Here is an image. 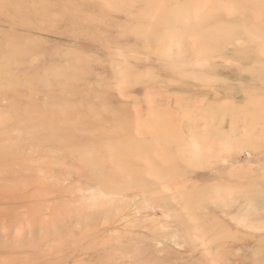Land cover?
Here are the masks:
<instances>
[{"label": "rangeland", "instance_id": "1", "mask_svg": "<svg viewBox=\"0 0 264 264\" xmlns=\"http://www.w3.org/2000/svg\"><path fill=\"white\" fill-rule=\"evenodd\" d=\"M151 1L0 0V264H264V0Z\"/></svg>", "mask_w": 264, "mask_h": 264}, {"label": "bare ground", "instance_id": "2", "mask_svg": "<svg viewBox=\"0 0 264 264\" xmlns=\"http://www.w3.org/2000/svg\"><path fill=\"white\" fill-rule=\"evenodd\" d=\"M104 1H105V0H104ZM153 1L155 2V0H153ZM244 1H245V0H244ZM255 1H256V0H255ZM258 1H259V0H258ZM102 2H103V1H102ZM151 2H152V1H151ZM154 2H152V3H154ZM210 2H211V1H210ZM145 3H146V2H145ZM249 3H250V2H249ZM202 4H203V3H202ZM202 4H201V5H202ZM119 7H120V6H119ZM143 7L145 8V10L148 11V6H147V5H146V7H145V6H143ZM243 7H244V6H243ZM262 7H263V6H262ZM144 8H143V9H144ZM205 8H209V9H206V10H208V11L212 9V8L210 9V7H206V6H205ZM259 8H260V7H259ZM141 9H142V8H141ZM143 9H142V10H143ZM201 9H202V8H201ZM201 9H200V10H201ZM118 10H120V9H118ZM176 10H177V9H176ZM206 10H205V11H206ZM262 10H263V9H261V11H262ZM174 11H175V10H174ZM179 11H180V10H179ZM179 11H177L176 16L179 15V14L181 13V11H180V12H179ZM208 11H207V14H208ZM211 11H212V10H211ZM211 11H209V13H210ZM43 12H44V11H43ZM144 12H145V11H144ZM144 12H143V13H144ZM148 12H149V11H148ZM178 12H179V14H178ZM172 13H173V12H172ZM193 13H194V12H193ZM196 13H197V10H196ZM205 13H206V12H205ZM262 13H264V12H262ZM145 14H146V13H145ZM138 15H139V14H138ZM180 15H181V14H180ZM176 16L173 17V18H174L173 21L175 20V17H176ZM183 16H184V15H183ZM183 16H182V17H183ZM194 16H195V15H194ZM168 18H169V17H168ZM176 19H177V17H176ZM79 20H80V19H79ZM167 20H168V22H170L169 19H167ZM237 21H238V20H237ZM54 22H56V21H54ZM83 22H84V21H83ZM183 22H184V20H183ZM249 22H250V20H249ZM91 23H92V21H91ZM234 23H235V22H233V25H232V27H231V28H232L231 30H233V26L235 25ZM28 24H29V23H28ZM180 24H181V23H180ZM230 24H231V23H230ZM238 24H239V23H238ZM245 24H246V23H245ZM245 24H244V25H245ZM248 24H249V23H248ZM248 24H247V25H248ZM82 25H83V24H82ZM244 25H243V26H244ZM251 25H252V24H251ZM251 25L249 24V26H247V27L250 28ZM80 26H81V25H80ZM144 26H145V25H144ZM174 26H175V25H174ZM252 26H253V28L251 27L250 29L253 30L255 26H254V25H252ZM228 27H229V26H228ZM228 27H227V28H228ZM236 27H238V26L235 25L234 30H233L234 32H235V30H236V31H237V30H240V28H236ZM81 28H83V27L81 26ZM143 28H144V27H143ZM147 28H148V27H147ZM245 28H246V26L243 27V31H245V30H244ZM171 29H173L172 26H171ZM228 29H229V30H228V32H229V31H230V28H228ZM134 30H135V29H133L132 31H134ZM138 31H139V30H138ZM147 31H148V29L145 30V33H148ZM191 31H192V30H191ZM151 32H153V31H151ZM154 32H155V31H154ZM208 32H209V31H208ZM212 32H213V30L210 32V34H211ZM230 32H232V31H230ZM133 33H134V32H133ZM171 33H173V32H171ZM178 33H179V32H178ZM193 33H194V32H193ZM237 33H238V32H237ZM239 33H240V32H239ZM175 34H176V33H173L174 36H176ZM194 34H195V33H194ZM194 34H192V35H194ZM215 34H216V33H215ZM215 34H214V36H215ZM227 34H228V33H227ZM133 35H134V34H133ZM162 35H163V34H162ZM170 35H171V34H170ZM170 35H168V36L165 35V36H167L168 38H171V37H169ZM198 35H199V34H198ZM216 35H217V34H216ZM171 36H172V35H171ZM179 36H180V35H179ZM179 36H178V37H179ZM209 36H210V35L208 34L207 37L210 39L211 36H210V37H209ZM214 36H212V39L214 38ZM152 37H154V35H153ZM176 37H177V36H176ZM178 37H177V38H178ZM188 37H189V36H188ZM196 37H197V36H196ZM215 37H216V36H215ZM217 37H221V35H217ZM217 37H216V38H217ZM168 38H166V40H167ZM203 38H206V36H205V37L203 36ZM222 38H223V37H221L220 40H221ZM123 39H124V38H123ZM157 39H159V38H157ZM164 39H165V38H164ZM171 39H172V38H171ZM218 39H219V38H217V40H218ZM23 40H25V39H23ZM23 40H22V42H23ZM113 40H114V39H113ZM166 40H165V41H166ZM195 40H197V42H199V41H198V40H199L198 38H196ZM195 40H194V41H195ZM217 40H213L212 42L217 41ZM125 41H126V39H125ZM159 41H160V39H159ZM159 41H158V42H159ZM165 41H164V42H165ZM178 41H179V39H178ZM202 41H203V40H202ZM28 42H29V41H28ZM119 42H121V41H119ZM160 42H161V41H160ZM162 42H163V40H162ZM164 42H163V43H164ZM174 42H175V41H174ZM179 42H180V41H179ZM208 42L210 43L211 41L209 40ZM23 43H24V42H23ZM23 43H21V44L23 45ZM29 43H31V42H29ZM148 43H149V42H148ZM148 43H147V45H149ZM156 43H157V42H156ZM156 43H155V44H156ZM159 44H161V43H159ZM194 44H195V43H194ZM197 44H198V43H197ZM25 45L28 46L29 44H28V43H27V44L25 43ZM30 45L32 46V44H30ZM147 45H146V46H147ZM149 46H151V45H149ZM199 46H200V45H199ZM23 47H24V46H23ZM25 47H26V46H25ZM28 47H29V46H28ZM32 47H33V46H32ZM148 48H149V47H148ZM30 49H31V48H30ZM28 50H29V49H28ZM16 51H17L16 53H17L19 56L23 55V52H26V51L24 50V48H21V49L19 48V50H16ZM149 51H150V50H149ZM149 53H150V52H149ZM65 54H66V53H65ZM81 57H82V56H81ZM83 58H84V56H83ZM76 59H78V57H77ZM81 59H82V58H81ZM81 59H80V61H82ZM86 59H87V58H86ZM86 59H85V60H86ZM8 60H9L8 58H4V59H2L1 61H2L3 63L7 64V63L9 62ZM87 60H88V59H87ZM2 62H0V65L3 64ZM63 62H64V61H63ZM63 62H62V63H63ZM83 62H84V60L82 61V64H83ZM66 63H67V62H66ZM85 63H87V62H85ZM82 64H81V65H82ZM62 65H63V64H62ZM64 65H65V64H64ZM71 65H72V64H71ZM73 65H76V64H73ZM73 65H72V66H73ZM84 65H85V64H83L82 66H84ZM15 67H16V66H15ZM85 67H86V68L83 67L84 69H80L81 72H83L84 70L87 69V65H86ZM70 68H71V67H70ZM70 68H69L68 70H70ZM65 69L67 70V68H65ZM78 69H79V68H78ZM78 69H77V70H78ZM124 69H125V68H124ZM127 69H128V68L126 67V70H127ZM82 70H83V71H82ZM126 70H125V72H126ZM136 70H137V69H136ZM138 70L140 71L141 69H138ZM138 70H137V71H138ZM71 71H72V70H71ZM71 71H68V72H71ZM78 71H79V70H78ZM78 71L75 72V69H74V72H75V73L73 72V75L70 74V75H72V77H73L72 79H73V80H74L75 78L81 76V74L79 75V72H78ZM132 71H135V70H132ZM139 71H138V72H139ZM0 72H1L0 74H2V71H0ZM68 72H67V73H68ZM81 72H80V73H81ZM86 72H87V71H86ZM127 72H129V69L127 70ZM127 72H126V73H127ZM8 73H10V72H8ZM14 73H15V72H14ZM71 73H72V72H71ZM116 73H117V72H116ZM130 73H131V71H130ZM139 73H142V72H139ZM3 74H4V73H3ZM15 74H17V73H15ZM58 74H59V73H58ZM82 74H83V73H82ZM131 74H133V72H132ZM136 74H138V73L136 72ZM8 75H9V74H8ZM8 75H7V76H8ZM10 75H12V74L10 73ZM13 75H14V74H13ZM17 75H18V74H17ZM40 75H41V74H40ZM42 75H43V74H42ZM60 75H61V73H60ZM60 75H59V77H61ZM76 75H77V76H76ZM139 75H140V74H138L137 76H139ZM0 76H3V75H0ZM37 76H38V75H37ZM57 76H58V75H57ZM67 76H69V75H67ZM67 76H66V77H67ZM86 76H87V75H86ZM131 76H132V75H131ZM131 76H127V77L132 79ZM134 76H136V75L134 74ZM134 76H133V77H134ZM137 76H136V77H137ZM13 77H14V76H13ZM19 77H20V76L15 77V78H17V79H16V80L14 79V80L17 82V80H19ZM42 77H43V76H42ZM74 77H75V78H74ZM136 77H134V79H135ZM2 78H3V77H2ZM40 78H41V77H40ZM139 78H140V77H138V78H136V79L139 80ZM68 79H69V78H68ZM131 79H129V80H131ZM3 80H4V78H3ZM12 80H13V78H12ZM33 80H35V79H33ZM41 80H42V79H41ZM46 80H47V79H46ZM52 80H53V79H52ZM54 80H55V78H54ZM64 80H65V79H64ZM73 80H71V81H73ZM261 80H262V79H261ZM1 81H2V80H1ZM5 81H6V80H5ZM39 81H40V79H39ZM133 81H134V80H133ZM136 81H137V80H136ZM3 82H4V81H2L1 83H3ZM12 82H13V81H12ZM16 82H15V83H16ZM19 82H20V80H19ZM46 82H47V81H46ZM54 82H55V81H54ZM57 82H59V81H57ZM125 82L128 84L127 80H126ZM130 82H131V81H130ZM130 82H129V83H130ZM137 82H138V81H137ZM5 83H6V82H5ZM5 83H4V85H5ZM17 83H18V82H17ZM43 83H45V82L43 81ZM47 83H49V82H47ZM59 83H60V82H59ZM59 83H58V84H59ZM66 83H67V82H66ZM6 84H7V83H6ZM8 84H9V81H8ZM8 84H7V86H8ZM13 84H14V82H13ZM30 84H31V82H30ZM34 84H35V83H34ZM56 84H57V83H56ZM60 84H62V82H61ZM68 84H69V83H68ZM121 84H122V82H121ZM121 84H120V85H121ZM123 84H124V83H123ZM127 84H126V85H127ZM24 85H25V84H24ZM71 85H72V84H71ZM71 85H69V86H71ZM86 85H88V84H86ZM128 85H129V84H128ZM1 86H2V85H1ZM7 86H6V87H7ZM12 86H13V85H12ZM40 86H42V85H40ZM45 86H47V85H45ZM49 86H51V85H49ZM61 86H62V85H61ZM67 86H68V85H66V86H64V87H66V89H67ZM74 86H79V85H74ZM82 86H83V85H82ZM15 87H16V86H15ZM15 87H14V88H15ZM19 87H20V86H19ZM47 87H48V86H47ZM59 87H60V85H59ZM71 87H72V86H71ZM7 88H9V87H7ZM16 88H17V87H16ZM33 88H34V87H33ZM77 88H78V87H77ZM41 89H42V88H41ZM49 89H50V88H49ZM49 89H48V90H49ZM55 89H57V87H56ZM70 89H71V88H70ZM84 89H85V88H84ZM17 90H18V89H17ZM50 90H51V89H50ZM50 90H49V91H50ZM68 90H69V88H68L66 91H68ZM74 90L77 91L76 88H75ZM80 90H81V89H80ZM51 91H52V90H51ZM61 91H62V90H61ZM63 91H64V90H63ZM0 92H1V91H0ZM40 92L42 93V91H40ZM44 92H45V91H44ZM44 92H43V93H44ZM56 92H57V91H56ZM56 92H55V93H56ZM55 93H54V95H55ZM57 93H58V92H57ZM76 93H77V92H76ZM1 94H2V92H1ZM48 94H49V93H48ZM63 94H64V93H63ZM66 94H67V93H65V95H66ZM73 94H74V93H73ZM45 95H46V94H45ZM61 95H62V94H61ZM77 95H79V94H77ZM1 96H2V95H1ZM57 96L59 97V102H62L61 104H63L64 101H62L60 98L64 97V98H63L64 100H65V98L67 99V97H65V96H63V95H62V96L57 95ZM68 97H69V96H68ZM71 97H72V96H70L69 101H70ZM56 98H57V97H56ZM73 98H76V96L73 97ZM57 100H58V99H57ZM57 100L54 99V102L51 103V106H52V104H57V103H55V102H58ZM60 100H61V101H60ZM73 100H74V99H73ZM73 100H72V101H73ZM46 101H47V100H46ZM66 101H68V100H66ZM69 101H68V102H69ZM74 101L76 102L77 99H75ZM44 103H45V102H44ZM72 103H73V102H72ZM77 103H78V102H77ZM64 104H66V106H67L68 103H67V102H66V103L64 102ZM64 104H63L62 106H64ZM69 104H70V107H69L70 109H71V108H75V107H71V105H72L71 102H69ZM69 104H68V105H69ZM102 104H103V103H102ZM49 105H50V104H49ZM58 105H59V104H58ZM58 105H56V106L58 107ZM56 106H55V107H56ZM62 106H60L59 109L57 108L58 110H60V108H61V111H62V109H66V110H64V111H66V112H65V113H62V116H63L64 114L68 113V111H69V113H70L71 110H70L68 107H67V108H62ZM66 106H65V107H66ZM73 106H75V104H73ZM99 106H100V105H99ZM44 107H45V106H44ZM44 107H43V108H44ZM55 107L52 108L53 111H54V108H55ZM101 107H102V105H101ZM105 107H106V105H105ZM105 107H104V108H105ZM76 108H77V107H76ZM76 108H75V109H76ZM78 108H79V107H78ZM80 108H81V107H80ZM97 108H98V107H96V109H97ZM67 109H69V110L67 111ZM75 109H73V110H75ZM81 109H82V111H83V110L85 111V108H81ZM81 109H78V110L81 111ZM91 109H92V108H91ZM102 109H103V108H101V110H102ZM44 110H45V109H44ZM55 110H56V109H55ZM98 110H99V109H97V111H98ZM101 110H99V111H101ZM49 111H51V110H49ZM80 111H79V112H80ZM88 111H89V109H88ZM90 111H91V113H90V114H91L90 118H91L93 112H92V110H90ZM95 111H96V110H95ZM102 111H103V110H102ZM104 111H105V112H104ZM104 111H103L104 113H106L107 115H109V114L106 112V110H104ZM107 111H109V110H107ZM75 112H76V110H75ZM77 112H78V111H77ZM77 112H76V114H79V113H77ZM85 112H87V110H86ZM85 112H84V113H85ZM60 113H61V112H60ZM88 113H89V112H88ZM88 113H87V114H88ZM94 113H95V112H94ZM96 113H98V112H96ZM98 114H99V113H98ZM98 114H97V115H98ZM59 115H60V114H59ZM67 115H68V114H66L65 117H68V116H69V115H68V116H67ZM80 115L83 116V113H82V114L80 113L79 116H80ZM88 115H89V114H88ZM94 115H96V114H93V116H94ZM85 116H86V114H85ZM65 117H63V118H65ZM75 117H76V116H75ZM88 117H89V116H87V118H88ZM80 118H83V117H80ZM85 118H86V117H85ZM94 118H95V117H93V120H94ZM67 119H69V118H67ZM64 120H65V119H64ZM70 120H71V119H70ZM70 120H69V121H70ZM83 120H84V118H83ZM83 120H82V122H83ZM87 120L89 121V119H87ZM55 121H56V120H55ZM55 121H54V122H55ZM65 121H66V120H65ZM69 121H68V122H69ZM71 121H72V120H71ZM71 121H70V123L67 122V123H68L67 125H69V124L71 125V124H72ZM84 121H86V120H84ZM90 121H91V120H90ZM75 122H76V121H75ZM80 122H81V120H80ZM82 122H81L80 124H82ZM136 122H137V121H135V123H136ZM0 123H1V122H0ZM73 123H74V121H73ZM78 123H79V122H78ZM78 123H77V124L75 123V124H76V125H79ZM83 123H84V122H83ZM150 123H151V121H150ZM150 123H149V124H150ZM85 124H86V122H85ZM92 124H93V122H92ZM146 124H147V123H145V125H146ZM149 124H148V125H149ZM72 125H73V126H72L73 129L75 128L74 130H77L76 127L78 128V126H76V125H74V124H72ZM148 125H147V126H148ZM150 125H151V124H150ZM80 126H82V125H80ZM83 126H85V125H83ZM40 127H42V125H41ZM86 127H88V126L86 125ZM95 127H96V126H95ZM95 127H94V128H95ZM97 127H98V126H97ZM97 127H96V128H97ZM145 127H146V126H145ZM1 128H2V127H1ZM55 128H56V127H55ZM102 128H103V127H102ZM146 128H147V127H146ZM149 128H150V126H149ZM16 129H17V128H16ZM60 129H61V128H60ZM63 129H66V128H62V130H63ZM150 129H151V128H150ZM150 129H149V131H151ZM190 129H191V128H190ZM6 130H8V129H6ZM18 130H19V129H17V132L20 131V130H19V131H18ZM22 130H23V128H22ZM25 130H26V129H25ZM41 130H43V129H41ZM78 130H81V131H82V130H85V128H84V129H83V128H81V129L78 128ZM86 130H87V129H86ZM92 130H94V129H92ZM95 130H96V129H95ZM95 130H94V131H95ZM146 130H147V129H146ZM81 131H80V132H81ZM89 131H90V129L88 130V132H89ZM188 131H189V130H188ZM188 131H187V132H188ZM6 132H8V131H6ZM21 132H23V131H20V133H21ZM61 132H62V131H61ZM69 132H72V131H70V130L68 131V130H67L66 133H64V134L69 135V134H68ZM78 132H79V131H78ZM30 133H31V132H30ZM34 133H36V131H35ZM52 133H53V132H52ZM90 133H91V132H90ZM0 134H2V133H0ZM23 134H24V132H23L22 134H18L19 137H18V136H17V137H18V138H21L20 135H22V138H23V139H26L28 142H30L31 140H33L31 137L34 138V135H35V134H34L33 136H32V134H29L30 136H29V135H25V134H26V132H25L24 137H25V136H28V137L31 138V140H30V138H29V140H28V138H24V137H23ZM50 134H51V132H50ZM247 134H248V133H247ZM51 135H53L52 137H54V134H51ZM72 135H73V133H72ZM185 135H186V134H185ZM263 135H264V134H263ZM36 136H37V135H36ZM40 136H44L43 132H42V135H40ZM101 136H102V135H101ZM242 136H243V135H242ZM1 137H2V136H1ZM9 137H10V135H9ZM45 137L47 138V141H48L49 138H50L49 135H48V136H45ZM48 137H49V138H48ZM65 137H67V136L65 135ZM99 137H100V136H99ZM46 138H45V139H46ZM57 138H58V140H59V138H62V137H59V136H58V137H56L54 140H56ZM150 138H151V136H150ZM165 138H166V137H165ZM199 138H200V137H199ZM16 139H17V138H16ZM23 139H19V140H23ZM35 139H37V138H35ZM35 139H34V140H35ZM45 139H44V140H45ZM67 139L70 140L68 137H67ZM107 139H108V138H107ZM202 139H203V138H202ZM19 140L17 139V141H15V140H14V141L18 143ZM40 140H41V139H40ZM54 140H53V138H52V141H54ZM147 140L149 141V139H147ZM150 140H151V139H150ZM12 141H13V140H12ZM49 141H50V140H49ZM10 142H11V141H10ZM50 142H51V141H50ZM55 142H56V141H55ZM145 142H146V140H145ZM17 143L12 142V144H16V145H17ZM19 143H20V141H19ZM19 143H18V145H19ZM30 143H31V142H30ZM30 143H28V144H30ZM57 143H58V141H57ZM140 143H142V141H141ZM140 143H139V144H140ZM149 143H150V141H149ZM149 143H148V144H149ZM217 143H218V142H217ZM143 144H145V143L143 142ZM148 144H147V145H148ZM207 144H208V143H207ZM18 145H17V146H18ZM31 145H33V147H35V143H33V144L31 143ZM140 145H141V147H142V144H140ZM147 145H146V147L149 148ZM10 146H11V143H10ZM17 146H15V148H16ZM92 146H93V145H92ZM7 147H9V146H7ZM13 147H14V146H13ZM138 147H140V146H138ZM143 147H144V146H143ZM143 147H142V149H143ZM9 148H10V150L12 149L11 147H9ZM128 148H129V146H128ZM128 148H127V149H128ZM147 148H146V149H147ZM33 149H35V148H33ZM124 149H125V148H124ZM124 149H122V150H124ZM137 149H138V148H137ZM139 149H140V148H139ZM146 149H145V150H146ZM17 150H18V148H17ZM143 150H144V149H143ZM145 150H144V151H145ZM148 150L150 151V149H148ZM194 150H196V149H194ZM229 150H230V148H229ZM99 151H100V150H99ZM102 151H103V150H102ZM131 151H132V150H131ZM131 151H130V153H131ZM198 151H199V150H198ZM207 151H208V150H207ZM30 152H31V151H30ZM100 152H101V151H100ZM128 152H129V151H128ZM123 153H124V152H123ZM150 153H151V152H150ZM181 153H182V151H181ZM187 153H188V152H187ZM208 153H209V152H208ZM88 154H89V153H88ZM94 154H95L94 157H98V153L96 154V152H95ZM102 154H103V153H102ZM185 154H186V153H184V155H185ZM197 154H198V152H197ZM99 155H100V154H99ZM121 155H122V154H120L119 156H121ZM124 155H125V154H124ZM124 155H123V156H124ZM129 155H130V154H129ZM207 155H208V154H207ZM103 156H104V155H103ZM116 157H118V156H116ZM127 157H128V155H127L126 157H124V158H125V161H126V159L128 160ZM196 157H197V156H196ZM109 158H110V157H109ZM114 158H115V157H114ZM205 158H206V157H205ZM92 159H93V158H92ZM97 159H99V158H97ZM162 159H163V158H162ZM111 160H112V159H111ZM117 160H119V159H117ZM96 161H97V160H96ZM207 161H208V159H207ZM90 162H91V159H90ZM99 162H100V160H99ZM118 162L120 163V161H118ZM123 162H124V161H123ZM91 163L93 164L94 162H91ZM91 163H90V164H91ZM55 164H56V163H55ZM86 164H87V163H86ZM90 164H89V165H90ZM92 164H91V165H92ZM100 164H101V163H100ZM197 164H198V163H197ZM143 165H144V164H143ZM143 165H142V166H143ZM166 165H167V164H166ZM192 165H193V163H192ZM199 165H200V164H199ZM92 166H93V165H92ZM92 166H91V167H92ZM94 166L98 167L97 164H96V165L94 164ZM197 166H198V165H197ZM147 168H149V167H147ZM166 169H167V168H166ZM203 169H204V168H203ZM144 171H145V170H144ZM65 172H66V171H65ZM65 172H64V173H65ZM14 173H15V172H14ZM48 173H49V172H48ZM69 173H70V172H69ZM52 174H53V173H52ZM55 174H56V173H55ZM65 174H66V173H65ZM50 175H51V174H50ZM58 175H59V174H58ZM195 175H196V174H195ZM45 176H46V175H45ZM47 176H48V175H47ZM52 177H53V176H52ZM55 177H56V176H55ZM72 177H73V176H72ZM53 178H54V177H53ZM48 179H49V178H48ZM72 179H73V178H72ZM72 179H71V180H72ZM54 180H55V179H54ZM41 181H43V180L41 179ZM49 181H50V180H49ZM80 181H81V180H80ZM86 181H87V180H86ZM80 183H81V182H80ZM83 183H85V182H83ZM58 185H59V183H58ZM79 185H80V184H79ZM96 185H97V184H96ZM22 186H23V183H22ZM60 186H61V185H60ZM69 186H70V185H69ZM73 186H74V185H73ZM73 186H71V187H73ZM113 186H114V185H113ZM77 187H78V186H77ZM88 187H89V186H88ZM64 188H65V187H64ZM80 188H82V187H80ZM89 188H90V187H89ZM72 189H73V188H72ZM65 190H66V189H65ZM79 190H80V189H79ZM79 190H78V191H79ZM101 190H102V189H101ZM101 190H99V191H101ZM73 191H74V190H73ZM80 191H81V190H80ZM116 191H117V190H116ZM105 192H106V191H105ZM221 192H222V191H221ZM71 193H72V192H71ZM83 193H84V192H83ZM83 193H82V194H83ZM217 193H218V192H217ZM222 193H223V192H222ZM231 193H232V192H231ZM85 194H86V192H85ZM45 195H46V194H45ZM57 195H58V194H57ZM64 195H65V194H64ZM72 195H73V194H72ZM96 195H97V194H96ZM84 196H85V195H84ZM84 196H83V197H84ZM92 196H93V195H92ZM102 196H103V195H102ZM102 196H101V197H102ZM137 196H138V195H137ZM66 197H67V196H66ZM75 197H76V196H75ZM80 197H81V196H80ZM95 197H96V196H95ZM95 197H94V198H95ZM97 197H99V196H97ZM68 198H69V197H68ZM76 198H77V197H76ZM92 198H93V197H92ZM77 199H78V198H77ZM80 199H81V198H80ZM82 199H83V198H82ZM90 199H91V198H90ZM135 199H136V198H135ZM140 199H141V198H140ZM214 199H215V198H214ZM83 200H84V199H83ZM97 200H99V199H97ZM103 200H104V199H103ZM90 201H92V200H90ZM90 201H89V202H90ZM104 201H105V200H104ZM62 202H63V201H62ZM68 202H70V201H68ZM217 202H218V201H217ZM221 202H222V201H221ZM87 203H88V202H86V204H87ZM90 203H91V202H90ZM55 204H56V203H55ZM69 204H70V203H69ZM84 205H85V204H84ZM3 206H5V205H3ZM69 206H70V205H69ZM87 206H88V205H87ZM89 207H91V206L89 205ZM73 208H74V206H73ZM104 208H105V207H104ZM76 209H77V208H76ZM253 210H254V209H253ZM102 212H103V211H102ZM104 213H105V212H104ZM86 216H89V215L86 214ZM239 217H240V216H239ZM82 218H84V217H82ZM85 218H87V217H85ZM85 218H84V219H85ZM89 218H90V217H88V219H89ZM231 220H232V219H231ZM251 220H252V219H251ZM260 224H261V223H260ZM51 225H53V224H51ZM251 225H252V224H251ZM17 226H18V225H17ZM261 226H262V225H261ZM255 227H256V226H255ZM252 228H253V227H252ZM253 229H255V228H253ZM253 229H252V230H253ZM261 229H262V228H261ZM15 230H16V228H15ZM255 230H256V229H255ZM257 230H258V229H257ZM259 230H260V229H259ZM16 231H17V230H16ZM18 231H19V230H18ZM15 234H16V233H15ZM18 234H19V233H18ZM18 234H17V235H18ZM3 237H4V236H3ZM4 238H5V237H4ZM5 239H6V238H5ZM123 249H124V248H123ZM52 250H53V249H52ZM207 254H208V253H207ZM251 254H252V253H251ZM255 256H256V254H255ZM257 256H258V255H257ZM154 263H155V262H154ZM246 263H247V262H246ZM157 264H158V263H157ZM219 264H220V263H219ZM235 264H236V263H235Z\"/></svg>", "mask_w": 264, "mask_h": 264}]
</instances>
